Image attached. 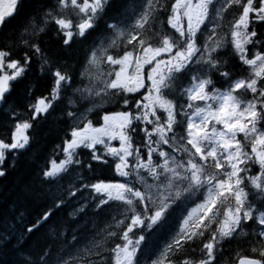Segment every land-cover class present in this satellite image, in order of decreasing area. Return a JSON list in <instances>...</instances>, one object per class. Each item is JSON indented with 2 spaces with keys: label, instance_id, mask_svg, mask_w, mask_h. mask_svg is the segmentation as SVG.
I'll use <instances>...</instances> for the list:
<instances>
[{
  "label": "snow or ice",
  "instance_id": "6c2138e0",
  "mask_svg": "<svg viewBox=\"0 0 264 264\" xmlns=\"http://www.w3.org/2000/svg\"><path fill=\"white\" fill-rule=\"evenodd\" d=\"M0 34L7 264H264V0H0Z\"/></svg>",
  "mask_w": 264,
  "mask_h": 264
},
{
  "label": "trees",
  "instance_id": "16d2710c",
  "mask_svg": "<svg viewBox=\"0 0 264 264\" xmlns=\"http://www.w3.org/2000/svg\"><path fill=\"white\" fill-rule=\"evenodd\" d=\"M18 21L22 24L23 21L20 17L16 20L10 22L9 25H6L3 29V32L7 33L10 27H16ZM2 34H0V39H2ZM46 133H49L48 126L42 127L37 133V141L33 144V148L29 150V152L36 150L41 151L44 149V145L46 140H51V137L54 133H49L46 136ZM27 153L25 156H22L17 167L15 169H9L8 174L4 177H0V213H4L6 215H15L20 211H25L26 213L29 211L27 206L24 203L23 199V188L24 185L28 182L29 176L26 172L28 167L27 162ZM15 210V211H13ZM71 209H65V217L67 218V212ZM80 221L83 220V217L79 218ZM68 226L71 228L74 226V221L69 219ZM166 237L165 235L161 234L157 239V244L163 245ZM234 250L231 253L233 257L236 256L237 252L240 251V248H236L233 246ZM14 257L11 253H6L0 255V264H7L10 262Z\"/></svg>",
  "mask_w": 264,
  "mask_h": 264
},
{
  "label": "rangeland",
  "instance_id": "374dc122",
  "mask_svg": "<svg viewBox=\"0 0 264 264\" xmlns=\"http://www.w3.org/2000/svg\"><path fill=\"white\" fill-rule=\"evenodd\" d=\"M106 70V69H105Z\"/></svg>",
  "mask_w": 264,
  "mask_h": 264
}]
</instances>
